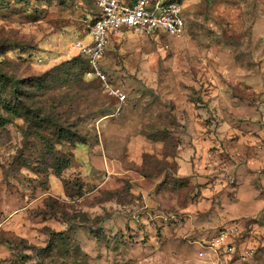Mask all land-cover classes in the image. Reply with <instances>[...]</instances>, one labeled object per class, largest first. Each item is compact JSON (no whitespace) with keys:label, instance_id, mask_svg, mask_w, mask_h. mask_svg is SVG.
<instances>
[{"label":"rangeland","instance_id":"374dc122","mask_svg":"<svg viewBox=\"0 0 264 264\" xmlns=\"http://www.w3.org/2000/svg\"><path fill=\"white\" fill-rule=\"evenodd\" d=\"M179 1L182 37H112L120 106L80 54L95 0H0L27 114L0 107V264H212L226 229L222 260L264 264V0Z\"/></svg>","mask_w":264,"mask_h":264},{"label":"built area","instance_id":"2783aa9c","mask_svg":"<svg viewBox=\"0 0 264 264\" xmlns=\"http://www.w3.org/2000/svg\"><path fill=\"white\" fill-rule=\"evenodd\" d=\"M98 15L91 24L89 42L80 43V54L87 62L86 76L98 81L105 94L118 104L126 103L127 96L110 80L103 60L112 37L121 32H132L140 36H157L165 33L170 37H182L188 30L186 12L179 0H95ZM119 107L118 110H120ZM233 230H223L205 247L214 252L212 264H230L222 260L235 253L229 241ZM205 253H201L203 257Z\"/></svg>","mask_w":264,"mask_h":264},{"label":"trees","instance_id":"16d2710c","mask_svg":"<svg viewBox=\"0 0 264 264\" xmlns=\"http://www.w3.org/2000/svg\"><path fill=\"white\" fill-rule=\"evenodd\" d=\"M96 10H97V8H96ZM97 15H98V10H97V14L95 15L93 22L95 21ZM82 58L84 61L85 73H86L87 72V62L83 56H82ZM91 81L95 82L96 80H91ZM96 82H98V81H96ZM0 84H2L5 88L10 87L12 95H14L17 98V100L20 101L19 104L17 103L18 105H13L14 104L13 101H9L8 99H6V97L0 96V107L12 117H16L19 119H22V118L27 119V114L24 111V107H26V105L21 101V98H19V96H18V92L20 89L19 84L16 83L14 80H11V78H9V76L2 74L1 72H0ZM13 92H14V94H13ZM6 125H7V121L4 119H0V128H4ZM60 133H62V132H60ZM60 137H63V134H61ZM69 161H70L69 159H65L63 161V166H61V168L59 167L57 170L58 174H61L62 171L68 167ZM57 162L60 163V160H58Z\"/></svg>","mask_w":264,"mask_h":264}]
</instances>
